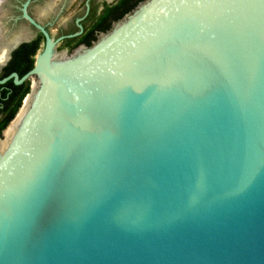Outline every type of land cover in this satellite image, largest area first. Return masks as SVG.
Here are the masks:
<instances>
[{"label":"water","instance_id":"95a60500","mask_svg":"<svg viewBox=\"0 0 264 264\" xmlns=\"http://www.w3.org/2000/svg\"><path fill=\"white\" fill-rule=\"evenodd\" d=\"M28 3L0 264H264V0H142L70 52Z\"/></svg>","mask_w":264,"mask_h":264},{"label":"flooded vegetation","instance_id":"af4514ba","mask_svg":"<svg viewBox=\"0 0 264 264\" xmlns=\"http://www.w3.org/2000/svg\"><path fill=\"white\" fill-rule=\"evenodd\" d=\"M26 0H0V137L17 113L25 94L29 91L31 78L15 83L12 74L20 78L34 65L35 55L45 44L40 30L22 17V8ZM70 0H29L27 14L50 34L53 39L63 36L56 43V50L70 52L79 45H90L100 32L108 30L119 15L130 10L137 0H83L73 19L58 20L62 10ZM51 3L56 10L47 18H40L41 9ZM54 5V6H53ZM132 7V6H131ZM130 9V10H129ZM122 15V16H123ZM57 24V33L50 26ZM80 25V27H79ZM106 29V30H105ZM27 32L26 37L15 39ZM76 34L72 37L66 35ZM41 47V48H40ZM5 79L4 81H2ZM28 87L20 105L17 107L21 92ZM16 112L10 118L11 112Z\"/></svg>","mask_w":264,"mask_h":264},{"label":"bare ground","instance_id":"6f19581e","mask_svg":"<svg viewBox=\"0 0 264 264\" xmlns=\"http://www.w3.org/2000/svg\"><path fill=\"white\" fill-rule=\"evenodd\" d=\"M54 6V5H53ZM46 8H42L41 11H42V15L39 14L40 18H47L48 15H52V12L54 13V11H56L53 7H52V4L51 3H47V5L45 6ZM27 36V32H24L22 34H19L15 39L19 40L21 37H26ZM61 58H53V61H50V63H53L57 60H60ZM52 60V59H51ZM43 80V77L40 76L38 81L39 82H42ZM28 105V100H25L24 101V104L23 106L20 108L19 112L17 113V115L15 116V118L13 119V121L8 125V127L4 130V135L3 137L4 138H1L0 140V146L1 144L5 141V139L8 137V135L11 133V131L14 129V127L16 126L18 120L20 119L21 115L23 114L25 108L27 107Z\"/></svg>","mask_w":264,"mask_h":264},{"label":"rangeland","instance_id":"374dc122","mask_svg":"<svg viewBox=\"0 0 264 264\" xmlns=\"http://www.w3.org/2000/svg\"><path fill=\"white\" fill-rule=\"evenodd\" d=\"M83 5V0H70L66 7L62 10L60 13L58 20H66V19H73L76 16L77 10L81 8ZM43 10V9H42ZM42 11L40 12V15H42ZM40 17V16H39ZM50 30L53 33H57V24H54L50 26ZM41 48V47H40ZM40 50V49H39ZM57 51L61 52L63 49H58Z\"/></svg>","mask_w":264,"mask_h":264},{"label":"trees","instance_id":"16d2710c","mask_svg":"<svg viewBox=\"0 0 264 264\" xmlns=\"http://www.w3.org/2000/svg\"><path fill=\"white\" fill-rule=\"evenodd\" d=\"M140 1H142V0H137V2L136 3H134V4H131L130 5V9H132L138 2H140ZM132 6V7H131ZM129 9V10H130ZM123 15V14H122ZM122 15H119L117 18H116V20H118L119 18H121L122 17ZM106 30V29H105ZM89 45V44H88ZM27 90H28V87H26L25 88V90L23 91V92H21V94L19 95V98H18V103H17V107L20 105V103H21V100H22V98H23V96H24V94L27 92ZM16 112V108H14V110L11 112V114H10V118L13 116V114Z\"/></svg>","mask_w":264,"mask_h":264}]
</instances>
